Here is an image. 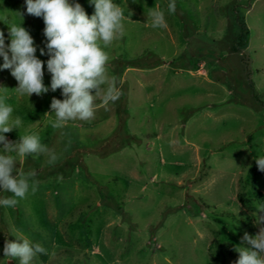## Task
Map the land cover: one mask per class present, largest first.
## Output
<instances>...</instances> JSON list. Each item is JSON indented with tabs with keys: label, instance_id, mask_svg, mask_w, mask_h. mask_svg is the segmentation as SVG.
<instances>
[{
	"label": "rangeland",
	"instance_id": "rangeland-1",
	"mask_svg": "<svg viewBox=\"0 0 264 264\" xmlns=\"http://www.w3.org/2000/svg\"><path fill=\"white\" fill-rule=\"evenodd\" d=\"M71 2L95 13L91 0ZM114 3L125 30L106 49L107 69L123 95L97 101L91 122L53 129L51 102L64 96L50 89L44 19L26 0H0L5 45L3 18L23 24L49 86L22 96L0 67V95L23 121L5 135L17 142L38 131L60 157L55 166L45 154L18 158L17 170L37 171L38 190L0 206V264H19L4 255L17 232L47 249L32 264H235L244 234L264 227L252 215L264 203V0H175V14L170 0ZM153 10L166 28L150 26Z\"/></svg>",
	"mask_w": 264,
	"mask_h": 264
},
{
	"label": "clouds",
	"instance_id": "clouds-1",
	"mask_svg": "<svg viewBox=\"0 0 264 264\" xmlns=\"http://www.w3.org/2000/svg\"><path fill=\"white\" fill-rule=\"evenodd\" d=\"M95 5V13L87 14L80 3L71 0H26L27 13L43 17L44 34L47 38V69L52 74L51 91L62 89L64 99L53 97L51 109L55 119L49 121L53 129L64 128L69 121L91 122L95 118L97 101L104 105L115 103L123 95L120 81L110 76L107 65L110 56L107 48L124 35V11L114 0H91ZM175 0H170L168 13L175 14ZM151 27L166 28L165 13L153 10ZM11 43L5 45L3 31H0V56L3 57V69H10L18 81L16 91L29 98L35 93L41 95L49 91L44 83V61L37 57V46L30 32L22 25L10 24ZM41 54H45L43 48ZM14 109L5 103L0 95V143L3 154H0V190L11 193V196L0 198V206L16 207L19 200L25 199L31 190H38L36 170H17L18 158L27 156H48V164L55 166L60 157L43 144L40 133L20 135L17 142L9 141L5 133L23 127L21 117H12ZM71 140H69V145ZM260 170L264 171V155L256 157ZM62 179V177H60ZM264 203L255 206L256 223L264 222ZM15 241L5 243L4 255L9 259H18L19 264H32L38 254H47V249L40 243L33 242L23 233H13ZM247 242L251 247H244ZM239 259L235 264H264V227L253 237L245 233L242 244L235 249Z\"/></svg>",
	"mask_w": 264,
	"mask_h": 264
}]
</instances>
